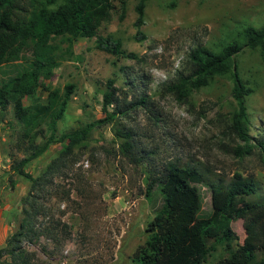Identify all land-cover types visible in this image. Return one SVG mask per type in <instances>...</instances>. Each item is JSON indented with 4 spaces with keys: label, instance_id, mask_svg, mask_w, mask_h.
I'll return each instance as SVG.
<instances>
[{
    "label": "rangeland",
    "instance_id": "1",
    "mask_svg": "<svg viewBox=\"0 0 264 264\" xmlns=\"http://www.w3.org/2000/svg\"><path fill=\"white\" fill-rule=\"evenodd\" d=\"M135 3L125 1L120 19L119 0H112L108 19L95 32L118 38L122 49L135 52L137 59L96 49L95 36L71 42L62 36L51 38L58 63L47 83L59 89L66 83L74 85L57 122L55 139L103 117L101 94L106 79L113 80L115 95L126 107L123 114L94 126L37 192L11 168L28 150L26 145L17 147L19 124L10 108L0 111V248L17 229L21 207L31 211L22 199L34 196L32 221L40 233L32 242H22L26 251L34 253L32 264H134L131 252L148 238L146 224L160 204L157 186L146 194L148 183L172 162L196 166L205 180L218 184H226L235 172L249 176L257 185V195L264 197L262 150L254 146L243 157L228 151L239 143L227 130L236 107L230 78L215 76L182 101L164 89L195 44L218 50L231 39L240 40L246 25L264 26V0H145L141 41L133 38ZM234 61L243 82L253 89L244 103L248 134L256 143L264 140V51L245 46ZM45 95L38 88L33 100L43 103ZM135 97L145 102L136 103ZM41 128L36 143L48 135L44 125ZM116 129L131 132L129 156L119 150L121 140L113 135ZM60 148L57 140L48 144L23 170L32 177L40 175ZM199 191L203 211L221 206L223 192L204 185H199ZM231 229L235 246L243 237L241 220H233ZM224 256L218 247L207 261ZM0 260L9 262L10 258L1 254Z\"/></svg>",
    "mask_w": 264,
    "mask_h": 264
},
{
    "label": "trees",
    "instance_id": "2",
    "mask_svg": "<svg viewBox=\"0 0 264 264\" xmlns=\"http://www.w3.org/2000/svg\"><path fill=\"white\" fill-rule=\"evenodd\" d=\"M125 1L119 0L120 19L124 14ZM112 7V0H0V111L10 108L12 117L19 124L17 147L26 145L28 150L27 155L15 161L11 168L29 180L30 188L35 192L41 189L44 182L50 181L49 177L58 163L71 155L73 148L84 143L94 126L124 113L126 106L115 95L117 89L113 80L106 79L101 94L103 117L67 130L57 139L54 137L57 122L74 85L66 83L59 89L47 83L58 63L51 38L62 36L71 42L80 37L95 36L96 49L138 58L135 52L122 49L118 38L110 34L96 35L97 26L108 19ZM144 7L145 0H136L133 38L137 41L144 39L140 30ZM240 36V40L231 39L218 50L195 44L188 50L182 67L164 83V89L176 100L182 101L192 91L207 86L213 77L227 75L231 81L230 96L236 105L229 115L227 130L239 141L228 151L236 157H243L258 146L264 160V140L259 138L252 143L248 134L244 99L253 89L243 82L234 61L235 55L245 46L257 48L261 53L264 51V26L255 28L246 25ZM38 88L46 93L43 103L33 100ZM26 99L30 100L28 104ZM133 101L145 102L143 97H135ZM42 125L48 135L42 143H36V138L42 136ZM113 135L121 140L119 150L129 156L133 146L131 132L116 129ZM56 140L61 142L56 159L40 175L32 177L23 170L29 159L42 153L48 144ZM153 185L158 187L160 204L146 224L148 238L131 252L134 264H264V197L257 195V185L251 177L235 172L226 184H218L217 181L205 180L196 166L187 162H172L150 179L147 195ZM199 185L224 193L219 208L203 211ZM246 196L254 199H246ZM34 202V196L30 200L22 199L31 211L21 207L22 217L17 229L0 248V256L8 255L10 261L0 260V264H32L30 260L34 253L26 251L22 242H32L40 233L35 230L32 221ZM236 219L241 220L243 237L239 244L233 246L231 222ZM218 247L225 256L208 262L207 257Z\"/></svg>",
    "mask_w": 264,
    "mask_h": 264
}]
</instances>
